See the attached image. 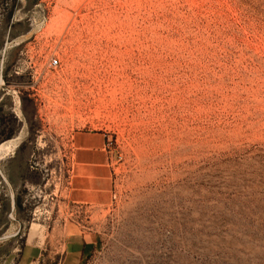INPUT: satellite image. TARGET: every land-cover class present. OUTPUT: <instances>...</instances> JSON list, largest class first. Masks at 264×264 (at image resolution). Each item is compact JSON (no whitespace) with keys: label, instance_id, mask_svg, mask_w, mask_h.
Listing matches in <instances>:
<instances>
[{"label":"rangeland","instance_id":"rangeland-1","mask_svg":"<svg viewBox=\"0 0 264 264\" xmlns=\"http://www.w3.org/2000/svg\"><path fill=\"white\" fill-rule=\"evenodd\" d=\"M81 132L169 264H264V0H0V264L78 232Z\"/></svg>","mask_w":264,"mask_h":264},{"label":"built area","instance_id":"built-area-1","mask_svg":"<svg viewBox=\"0 0 264 264\" xmlns=\"http://www.w3.org/2000/svg\"><path fill=\"white\" fill-rule=\"evenodd\" d=\"M49 63L56 66L58 60L51 57ZM74 207L71 223L77 234L95 239L83 264L171 263L172 254L167 251L174 237L171 228L165 226L157 237L142 232L134 221L136 213L124 215L117 188H110L109 199L103 203H75Z\"/></svg>","mask_w":264,"mask_h":264},{"label":"crops","instance_id":"crops-1","mask_svg":"<svg viewBox=\"0 0 264 264\" xmlns=\"http://www.w3.org/2000/svg\"><path fill=\"white\" fill-rule=\"evenodd\" d=\"M72 160L76 186L69 189L72 204L93 202L103 203L109 199L108 180L111 176V157L106 150L105 135L100 132L77 133L74 140ZM17 190V188H15ZM66 222L61 228L51 229L44 236L52 245L49 253L58 258L56 264H83V260L94 246L95 239L83 238L77 233H65ZM37 223L32 222L15 254L14 264H31L42 254ZM20 226L17 228L19 232ZM48 235V236H47ZM35 260V261H34Z\"/></svg>","mask_w":264,"mask_h":264}]
</instances>
